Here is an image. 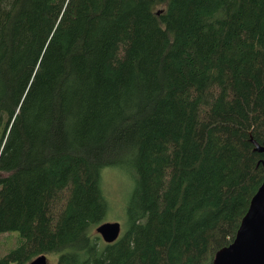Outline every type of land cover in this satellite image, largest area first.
Segmentation results:
<instances>
[{
    "label": "trees",
    "instance_id": "1",
    "mask_svg": "<svg viewBox=\"0 0 264 264\" xmlns=\"http://www.w3.org/2000/svg\"><path fill=\"white\" fill-rule=\"evenodd\" d=\"M256 144L264 0H0V264H212ZM105 168L130 181L111 243Z\"/></svg>",
    "mask_w": 264,
    "mask_h": 264
},
{
    "label": "water",
    "instance_id": "2",
    "mask_svg": "<svg viewBox=\"0 0 264 264\" xmlns=\"http://www.w3.org/2000/svg\"><path fill=\"white\" fill-rule=\"evenodd\" d=\"M256 150L264 152V145ZM264 166V162H263ZM95 232L105 243L115 241L121 233L119 222H102ZM29 264H48L44 254ZM212 264H264V178L252 196L248 209L242 217L233 240L216 251Z\"/></svg>",
    "mask_w": 264,
    "mask_h": 264
},
{
    "label": "rangeland",
    "instance_id": "3",
    "mask_svg": "<svg viewBox=\"0 0 264 264\" xmlns=\"http://www.w3.org/2000/svg\"><path fill=\"white\" fill-rule=\"evenodd\" d=\"M102 182L104 193L107 197L106 199H108L110 204V212L105 216L103 222H119L122 232L124 229L122 224V205L125 198L124 193L128 190L130 181L121 172L111 168H105L102 171ZM93 232H95V228ZM17 236V232L0 235V254H4L16 247ZM57 258L58 256L56 254L47 256L48 264H56Z\"/></svg>",
    "mask_w": 264,
    "mask_h": 264
},
{
    "label": "bare ground",
    "instance_id": "4",
    "mask_svg": "<svg viewBox=\"0 0 264 264\" xmlns=\"http://www.w3.org/2000/svg\"><path fill=\"white\" fill-rule=\"evenodd\" d=\"M14 234V233H13Z\"/></svg>",
    "mask_w": 264,
    "mask_h": 264
}]
</instances>
